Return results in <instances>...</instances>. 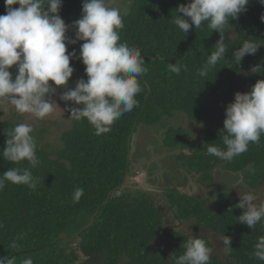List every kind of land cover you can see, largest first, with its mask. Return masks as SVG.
I'll return each instance as SVG.
<instances>
[{
  "label": "trees",
  "instance_id": "trees-1",
  "mask_svg": "<svg viewBox=\"0 0 264 264\" xmlns=\"http://www.w3.org/2000/svg\"><path fill=\"white\" fill-rule=\"evenodd\" d=\"M187 2L133 0L134 7L122 15L121 41L141 50L146 73L139 78L142 89L136 96L139 106L123 114L109 133L97 136L86 118H74L71 126L61 133V145L50 150L41 142L46 130L34 129L40 164L32 171L39 183L32 190L9 182L0 190V224L3 225L0 227V256L13 253L17 264L29 256L34 264H174L172 255H181L182 243L196 236L213 247L209 264H264L251 255L257 238L264 236V221L254 229L239 223L242 210L236 205L240 200L229 192L219 193L209 204V197L200 198L177 186H166L163 190L167 205L162 208L151 192L130 189L128 181L121 187L127 171H135L134 157L129 159L128 155L133 134L140 125L158 124L163 117H173L180 112L202 123L206 115L204 96H214L225 87L233 90L238 76L247 69L251 71L246 80V92L264 79V22L260 19L264 5L259 0H249L247 11L237 20H230L225 34V57L206 77H201L197 70L214 51L220 34L208 28L207 22L187 34L179 30L174 23L176 8ZM78 3L79 0H63L60 16L69 17ZM5 13V0H0V15ZM245 41L262 46L238 64L233 53ZM67 47L69 52L75 50L79 55V44ZM170 63L180 64L178 75L169 71ZM71 66L75 72L70 81L77 76L87 80L81 60L71 61ZM10 71L16 74L15 67ZM225 118L223 113L222 126L205 123L198 140L186 133L179 134L178 130L182 129L170 126L164 145L169 150H180L176 156L181 165L205 174L206 180L212 178L213 169L224 164L230 173L242 175L248 190L256 192L264 186V134L259 143H250L247 152L230 161L207 154L206 144L214 142L223 147L220 131ZM19 123L11 119L0 121V152L5 147L7 130ZM12 166L28 164L24 161L12 165L0 156V174ZM152 174L149 172L148 180ZM76 188L84 189L79 202L73 201ZM165 208L174 210L180 221H194L196 227L215 236H229L233 250L230 253L224 250L221 255L215 252L214 244L205 235L186 234L175 227L168 229ZM94 215L93 224L74 241L56 242L63 233L70 238L84 229ZM21 233L24 235L18 241L20 246L9 248ZM164 235L168 238L167 245L156 246V240Z\"/></svg>",
  "mask_w": 264,
  "mask_h": 264
},
{
  "label": "clouds",
  "instance_id": "clouds-1",
  "mask_svg": "<svg viewBox=\"0 0 264 264\" xmlns=\"http://www.w3.org/2000/svg\"><path fill=\"white\" fill-rule=\"evenodd\" d=\"M259 3L264 5V0ZM248 4L249 0H188L176 8L174 23L183 33L199 29L207 22L208 28L220 34L214 51L197 70L199 76L206 77L225 57L227 26L230 20H237L247 11ZM5 6L6 13L0 15V103L10 104L18 113L42 120L55 111L58 104L53 95L64 87L60 99L72 105L66 110L76 120L86 118L97 136L109 133L123 114L139 106L136 96L142 90L139 78L146 73L145 60L139 48L121 41L119 30L123 28V18L119 8L109 6L108 0H83L81 18L69 26L59 14L63 0H5ZM260 19L264 22V14ZM70 27L76 29L74 39L67 35ZM79 41H83L79 55L75 50L69 52L67 45ZM261 46L245 41L233 53L235 60L240 64L246 55H254ZM75 59L85 65L87 80L80 78L75 88H69L75 72L71 61ZM14 67L15 75L10 71ZM168 69L178 75L181 66L170 63ZM225 117L220 131L223 147L214 142L206 144L207 154L230 161L247 152L250 143H259L264 134V79L258 80L249 92H236L234 101L227 105ZM33 132L29 123H19L7 130L0 156L12 165L27 161L28 166H12L0 174V190L9 182L32 190L37 188L39 178L32 169L39 166L40 159ZM167 151L180 161L176 156L180 150ZM175 169L179 175L187 170L181 164H176ZM136 171H129L128 179ZM83 195L84 189L76 188L73 201L79 202ZM240 198L236 205L242 210L239 223L254 229L264 221V203H255L257 196L253 192ZM23 235L19 234L8 247L18 248ZM222 243L226 253L233 250L229 236L225 235ZM181 247L184 249L181 255H172L174 264H209L213 247L204 238L193 236ZM251 255L264 261V236L257 238ZM0 264H17L16 256L13 253L0 256ZM20 264H34V261L29 256Z\"/></svg>",
  "mask_w": 264,
  "mask_h": 264
},
{
  "label": "rangeland",
  "instance_id": "rangeland-1",
  "mask_svg": "<svg viewBox=\"0 0 264 264\" xmlns=\"http://www.w3.org/2000/svg\"><path fill=\"white\" fill-rule=\"evenodd\" d=\"M133 0H108V4L111 7H117L120 10L121 15L129 12L131 7L135 4ZM82 4L83 0H79L78 6L75 11L69 17H61L67 25H73V22L80 19L82 15ZM76 29L70 27L67 35L71 38H75ZM83 41L77 42L81 45ZM251 69L245 70L237 78L236 87L229 91L225 87L217 92L214 96H204L203 105L206 109V115L202 123H197L193 119H189L184 113H176L173 117H163L160 123H154L150 125H140L137 131L133 134V141L131 143V156L134 157L133 163H141L139 159H149L147 170L155 171L156 174L151 176V180L145 176L146 173L139 168L133 176L128 179V186L130 189H142L151 192L156 196L157 203L162 206H166L167 199L164 196V187L166 186H179L181 191H187L189 193L196 194L200 198L209 197L210 203L214 202L216 196L221 192H229L235 199H241L240 195L243 196L245 193L253 192L246 188L242 175L232 174L225 170V167L221 165L215 171V184L211 185L209 181H204L199 178L201 182L200 186L193 178L187 181L186 178H181L178 169L171 170L176 167V164L172 161L174 155L169 159H162V161H156L157 157L162 155L164 139L166 131L173 125L175 128H180L178 133H186L191 138L198 140L201 138V129L205 123L222 126V115L225 113L227 105L234 101L236 92H246V80ZM83 76H77L74 80L69 81V88H75L76 81ZM65 91L64 87L58 88L57 92L53 95V99L57 102L55 111L44 119H38L31 114L18 113L15 108L7 103H0V121L4 119L18 120L20 123H29L33 129L42 130L46 132L43 134L41 142L46 145L50 150L61 145L60 136L62 131L69 128L73 122L74 117H71L70 111L66 108L72 106L71 102H64L60 99V95ZM173 137V135H172ZM175 139V137H173ZM145 149V150H144ZM162 152V153H161ZM167 161V162H166ZM172 166L165 167L162 171L158 170L160 164H170ZM158 168V169H157ZM220 169V170H219ZM207 179V178H205ZM212 179V178H211ZM242 181V182H240ZM256 194L257 199L255 203L258 205L264 203V186L258 191L253 192ZM240 194V195H239ZM165 219L168 222V229L175 227L185 232L186 234H202L205 235L209 240L212 241L215 247V252L224 255L223 249V237L215 236L212 232L201 229L195 226L194 221H180L176 218L174 210L165 208ZM169 217V218H168ZM168 218V219H167ZM200 229V230H198ZM167 237L164 235L163 238L156 240V246L167 245Z\"/></svg>",
  "mask_w": 264,
  "mask_h": 264
},
{
  "label": "flooded vegetation",
  "instance_id": "flooded-vegetation-1",
  "mask_svg": "<svg viewBox=\"0 0 264 264\" xmlns=\"http://www.w3.org/2000/svg\"><path fill=\"white\" fill-rule=\"evenodd\" d=\"M163 147V151L162 152H164L162 155H160V156H158L157 157V159H156V161L158 162V161H162V159H169L170 157L169 156H171L169 153H168V148H167V146L166 145H163L162 146ZM145 150V149H144ZM161 152V153H162ZM145 159V158H144ZM143 158L142 159H139L138 158V160L139 161H141L142 163H141V165H140V163H132L133 164V166L135 167V170H138L139 168H141L143 171H144V173H146L145 174V176L148 178L149 177V172H152L153 174L152 175H154V174H156V172L155 171H150V170H147L148 168H149V166H147V163L149 162L148 160L149 159H145V160H147V162H143V160H144ZM134 160V159H133ZM172 161L175 163V164H182V162H181V160L180 161H177L176 160V158H172ZM167 162V161H166ZM221 165H223V167H225L224 166V164H221ZM221 165H219L217 168H220L221 167ZM168 166H172V163H170V164H167V165H164V164H160V166H159V169L158 170H160V171H162L165 167H168ZM217 168H215V169H213L210 173H211V176H212V179H208V180H206L205 179V174H203V173H198V172H196L195 170H185L184 172H183V174L182 175H180V177L181 178H185L186 177V179H187V181L188 180H190V178H193L200 186H202V184H201V182L200 181H198V179L199 178H201V179H203L204 181H209V183L211 184V185H214L215 184V178H214V176H215V171H216V169ZM175 169V167L174 168H172L171 170H174ZM179 170H180V168H179ZM220 170V169H219ZM225 170L227 171V172H229L230 173V171L225 167ZM170 186H172V185H170Z\"/></svg>",
  "mask_w": 264,
  "mask_h": 264
},
{
  "label": "water",
  "instance_id": "water-1",
  "mask_svg": "<svg viewBox=\"0 0 264 264\" xmlns=\"http://www.w3.org/2000/svg\"><path fill=\"white\" fill-rule=\"evenodd\" d=\"M130 139H131V138H130ZM130 156H131V150L129 151V155H128V158H129V159H130ZM143 162H146V161L144 160ZM141 163H142V162H141ZM141 163H140V165H141ZM136 172H137V171H136ZM129 174H130V173H129V170H128V171H127V174H126V176H125V178H124V181H123L121 187H123V186L126 185V183H127V181H128V178H129ZM118 189H119V187L116 188V190H118ZM110 194L112 195V194H113V191H111ZM95 217H96V215H94V216L92 217V219H91L90 222L84 227V229H82V230L79 231L78 233L74 234L72 237L69 238L65 233H63V234L60 235V237L56 240V242H58V241H60V240H63V239H65V240H69V241H74L75 238H76L81 232H83V230L89 228V227L93 224V222H94V220H95ZM47 246H49V245H47Z\"/></svg>",
  "mask_w": 264,
  "mask_h": 264
}]
</instances>
